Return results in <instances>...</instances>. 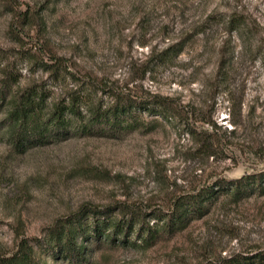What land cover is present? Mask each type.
Wrapping results in <instances>:
<instances>
[{"label": "rangeland", "instance_id": "374dc122", "mask_svg": "<svg viewBox=\"0 0 264 264\" xmlns=\"http://www.w3.org/2000/svg\"><path fill=\"white\" fill-rule=\"evenodd\" d=\"M42 61L61 62L60 81ZM7 70L14 91L42 85L51 104L88 85L96 98L114 89L169 98L189 121L145 112L139 130L118 138L25 151L1 131L0 256L84 205L168 212L182 195L264 172V0H0V91ZM212 201L150 246L86 244V264H264V193Z\"/></svg>", "mask_w": 264, "mask_h": 264}, {"label": "trees", "instance_id": "16d2710c", "mask_svg": "<svg viewBox=\"0 0 264 264\" xmlns=\"http://www.w3.org/2000/svg\"><path fill=\"white\" fill-rule=\"evenodd\" d=\"M39 64L55 83L60 81L61 62L46 65L42 61ZM67 68L65 64L66 73ZM18 81V77L7 70L0 91V100L6 105L0 132L5 131L17 151L56 144L73 137L118 138L139 130L140 115L145 112L163 120L173 118L187 124L189 121L171 99L158 95L139 98L114 89L104 93L105 97L96 98L99 91L82 85L79 90L71 91L51 104L52 95L42 85L33 84L14 91ZM220 191H230L235 196L263 194L264 172L235 180H218L197 193L178 197L168 212L155 209L147 213L126 206L84 205L67 218L58 220L48 229L44 239L22 240L14 254L0 256V264H47L37 257L36 249L64 264H86L91 250L86 244L95 247L107 244L150 246L161 234L173 235L191 220L207 215V204L211 205ZM152 221L153 225H150ZM249 259L236 256L212 264H245Z\"/></svg>", "mask_w": 264, "mask_h": 264}]
</instances>
